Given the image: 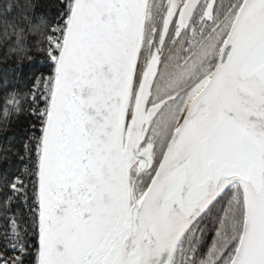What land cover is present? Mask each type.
<instances>
[{
  "label": "snow or ice",
  "instance_id": "obj_1",
  "mask_svg": "<svg viewBox=\"0 0 264 264\" xmlns=\"http://www.w3.org/2000/svg\"><path fill=\"white\" fill-rule=\"evenodd\" d=\"M0 264H264V0H0Z\"/></svg>",
  "mask_w": 264,
  "mask_h": 264
}]
</instances>
